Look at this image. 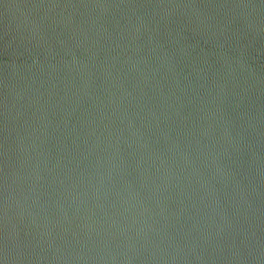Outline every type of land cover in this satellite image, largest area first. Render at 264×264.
Instances as JSON below:
<instances>
[{
	"label": "water",
	"instance_id": "1",
	"mask_svg": "<svg viewBox=\"0 0 264 264\" xmlns=\"http://www.w3.org/2000/svg\"><path fill=\"white\" fill-rule=\"evenodd\" d=\"M264 43V0H0V159Z\"/></svg>",
	"mask_w": 264,
	"mask_h": 264
}]
</instances>
